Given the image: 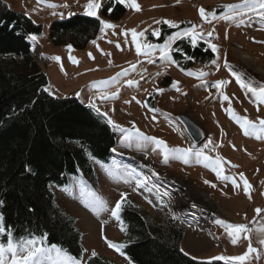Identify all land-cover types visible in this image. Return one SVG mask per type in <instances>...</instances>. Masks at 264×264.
<instances>
[{
  "label": "rangeland",
  "instance_id": "obj_1",
  "mask_svg": "<svg viewBox=\"0 0 264 264\" xmlns=\"http://www.w3.org/2000/svg\"><path fill=\"white\" fill-rule=\"evenodd\" d=\"M2 1L12 11L28 16L43 27L42 34L30 43L36 63L48 78V90L52 91L50 95L77 100L91 108L109 126V120L119 126H111L117 139L110 163L103 165L92 162L96 172L95 183L81 175L78 181L55 190L58 205L65 215L75 221L82 235V263L85 264L92 257L93 251L114 264L129 263L106 242L116 245L126 242L120 222L111 215L116 202L121 199V193H124L125 204L141 209L157 224L172 221L183 229L181 249L195 261L238 264L231 259L214 258L243 255L248 250L250 240L257 252L250 254L245 264H264V244L259 242L264 235L257 231L264 226V139L245 135L229 112L231 109L237 116L246 117L257 125L264 119V103H258L235 80V76L239 75L253 86L264 85V19L246 7L234 11L226 7L242 4L243 0H136L141 10L137 12L119 4L125 11L117 19L110 17L113 9L108 17L102 11L109 2H113L114 6L118 4L114 0H99L100 17L116 27L106 29L104 33L99 29L94 39L85 48L79 49L72 45H54L50 37L51 26L77 16L89 17L84 15L89 0H45L41 4H37V0ZM47 4L57 7L50 8ZM201 7L206 12L215 13V17L209 16L208 22H205L199 15ZM164 20L173 21L178 27L157 23ZM193 27L198 33H203L195 45L191 43V37L180 36L174 41L169 39ZM131 29L144 32L146 40L138 37L142 43L157 46L150 56L137 55ZM153 30H159L158 38L151 34ZM126 31L127 36L124 35ZM162 35H166L164 42L160 41ZM184 41L190 43L192 48L204 44L210 50L209 44H214L217 50H212L214 56L210 63H203L201 59L193 61L185 52L177 49V45ZM165 46L166 56L161 51ZM175 53L180 55L178 60ZM238 53L246 57L248 65L240 62ZM56 57H59V62L54 59ZM73 59L78 63H73ZM132 65H135L134 69ZM187 65L188 68L185 67ZM125 70L126 76H117ZM189 72L194 75H188ZM201 72L205 73L202 77ZM113 77H117L114 82ZM129 80L133 82L131 86L127 83ZM103 81L109 83L101 84ZM221 81L228 83L220 89L215 88L214 85ZM174 82L176 87H173ZM113 93L118 95L102 99L103 96L112 97ZM224 95L229 99L224 100ZM93 103L98 112L90 107ZM190 115L194 116L195 123L202 127L207 136L199 146L191 141L177 122L178 117ZM120 128L132 133V139L125 140L127 133L121 132ZM137 129L144 136L165 141L170 148L191 149L188 163H184L182 158H172L164 163L162 153L152 143L136 137ZM197 153H203L212 160L221 157L222 174L228 176L229 180L217 178L214 171L204 166L203 159H197ZM127 155L142 157L151 166L141 163V158L132 160ZM241 174L251 185L247 194ZM168 177L182 181L196 193L207 195L220 205L223 212L215 213L214 209L205 212L197 202L184 203L185 197L179 194L181 190L177 183L170 186L164 184L163 180ZM139 180L146 181V187L138 188ZM171 187H175L173 191ZM171 192L174 197L183 200L172 201V197L166 195ZM257 209L262 211L257 214ZM88 218L95 228L89 225ZM218 221L244 224L252 231L241 234L233 245L227 230ZM198 235L202 239L204 237L208 245L201 252H193L188 249V240L190 237L199 239ZM245 235L249 239H245ZM65 258L53 250L49 254V264H58Z\"/></svg>",
  "mask_w": 264,
  "mask_h": 264
},
{
  "label": "trees",
  "instance_id": "obj_2",
  "mask_svg": "<svg viewBox=\"0 0 264 264\" xmlns=\"http://www.w3.org/2000/svg\"><path fill=\"white\" fill-rule=\"evenodd\" d=\"M110 8L111 18L118 19L125 11L109 2L104 16H109ZM99 29L98 20L77 16L55 22L50 37L56 46L81 49ZM42 32V26L0 0V216L16 241L46 237L45 249L60 250L81 262L82 235L58 205L55 190L81 175L95 183L92 162L109 164L117 138L91 108L47 93L48 78L36 63L30 43L31 36ZM165 39L162 35L160 41ZM177 49L203 63H210L214 56L204 44L192 48L184 41ZM174 56L178 60L180 55ZM120 217L126 242L117 245L123 246L118 252L127 257L128 264H207L183 253L184 231L172 221L159 225L128 203ZM6 240V236L1 239ZM85 264L114 263L96 255Z\"/></svg>",
  "mask_w": 264,
  "mask_h": 264
},
{
  "label": "snow or ice",
  "instance_id": "obj_3",
  "mask_svg": "<svg viewBox=\"0 0 264 264\" xmlns=\"http://www.w3.org/2000/svg\"><path fill=\"white\" fill-rule=\"evenodd\" d=\"M45 0H37V4L44 3ZM115 3L121 4L125 7H130L134 9L135 11L139 12L140 6L138 3H136V0H114ZM179 2V0H177ZM48 7L50 8H55L57 5L55 4H47ZM63 7H67V5H63ZM229 11H234L236 9L240 8H249L251 11L256 12L261 19H264V0H243L242 4H233V5H227L226 6ZM101 8V3L99 0H89V2L85 5V11L84 15L89 16V17H94L96 20L99 21L100 24V32L104 33L106 29H114L116 26L113 25L110 22H107L103 20L100 15H99V10ZM199 15L200 17L205 21L208 22L209 16L215 17V13H209L206 12V10L201 7L199 10ZM109 12H111V8L109 9ZM55 14V13H54ZM63 15V14H61ZM72 15V14H70ZM224 19H231V17H223ZM164 23L167 24L169 27H178L177 24H175L173 21L170 20H164V21H157V23ZM145 32L147 29L144 30ZM131 36H132V41L135 44V50L138 56L144 55V56H150L151 53L155 50L157 47L156 45H153L151 43H142L138 37L144 38L145 40L147 39L144 35V32H137L135 29H131ZM155 37L160 36L159 30H153L151 33ZM125 36L128 35V32L126 31L124 33ZM209 36L212 35L211 32L208 33ZM180 36H186V37H191V43L195 45L197 43L198 37H202L203 33H198L197 29L193 27L190 31L185 32V33H177L176 36L170 37L169 39L174 41ZM30 39L32 41H36L37 37L35 35L31 36ZM95 43V41H93ZM119 47V45H117ZM209 47L213 50L216 51V45L214 44H209ZM69 50H71V46H69ZM161 51L165 54H167V46H165ZM59 62V57L54 58ZM70 59H72L70 57ZM73 63H78V61L73 59ZM111 63V61H109ZM133 69L135 68V65H132ZM188 75H194L193 73L189 72L187 73ZM120 75H127V70H125L122 73L117 74V76ZM205 73L201 72L200 76H204ZM117 79V77L112 78V82H114ZM236 83L240 85L242 89H245L247 92H250L255 98L258 103H264V85L261 86H253L251 83H246L243 78H241L239 75L235 76ZM101 84H107L109 81H103L100 82ZM129 86L132 85V81L129 80L127 82ZM228 82L226 81H221L217 82L214 87L217 89H220L223 84H226ZM93 87H96V85H93ZM173 87H176V83H173ZM159 91H163L160 89ZM223 95V93H221ZM117 93H113L112 97L108 96H103L102 99H109V98H114ZM224 100H228V96L224 95ZM135 99V98H133ZM90 107H92L94 110L97 112L99 109L96 108L95 104H90ZM231 118L235 120L240 127L244 130L245 135H255L257 139H264V119H261L259 121V125L255 124L253 121L248 120L246 117H239L235 114L234 111L229 109ZM108 123L113 127V128H119L118 125H116L113 121L109 120ZM135 127V126H133ZM251 129V131H249ZM121 132L127 133L125 135V140H131L132 139V133L128 132V130L120 128L119 129ZM136 137L138 139H142L145 141H148L154 145V148L156 150H159L163 157H164V163H167L169 159L172 158H182L184 163H188V157L192 154L191 149H173L168 147L165 141L157 139L155 137H147L144 136L143 133H140L139 130H136L135 133ZM197 159H203L205 161L204 166L209 167L212 171L216 173L217 178L221 180H229L228 176L223 175V168L221 167V157H217L215 160H212L208 156H204L203 153H197L196 154ZM155 174V173H154ZM241 180L244 182V192L247 194L249 193L251 189V185L248 183V181L244 178L243 174H241ZM205 183H209V181H205ZM233 184L235 185V181H233ZM138 188H144L146 187V181L144 180H139L137 181ZM215 187V185H212ZM126 202V194L121 193V199L118 200L115 204V208L111 211V215L113 218H115L118 222L121 224V231H126V229L123 226V222L120 217V213L122 211L123 205ZM0 205H2V202H0ZM262 210L257 209L256 212L259 214ZM218 223H221L225 229L227 230L228 236L231 239V242L233 245L237 243V240L240 238L241 234H247L252 231V229L248 228L247 225L244 224H226L223 221H218ZM259 233L264 235V226H261L260 228L257 229ZM0 236H6L7 240L6 241H0V264H34V262L42 255H44L46 252L50 251L48 249H45L43 247L44 241L46 240V237H42L40 239H30L27 241H16L13 238V234L11 232V229L6 228L3 224V217L0 216ZM245 239H249L247 235L244 236ZM106 240V238H105ZM108 246L110 248L115 249L116 251H120V248L123 246H117L116 244L111 243L110 241H107ZM261 244H264V239H261L259 241ZM57 255H60V250H56ZM257 249L253 248L251 245V242L249 240V246L248 250L246 253L243 255L237 256V257H231V258H226V257H215L214 259L216 260H228L231 259L233 261L238 262V264H245V262L248 260L249 255L252 253H256ZM123 255V253L121 252ZM185 255H188L185 253ZM96 253L95 251L92 252V257H95ZM127 259V257H125ZM58 264H82L80 261H76L72 257H67L64 260H61L58 262ZM131 264V262H130ZM207 264H210V262H207Z\"/></svg>",
  "mask_w": 264,
  "mask_h": 264
},
{
  "label": "bare ground",
  "instance_id": "obj_4",
  "mask_svg": "<svg viewBox=\"0 0 264 264\" xmlns=\"http://www.w3.org/2000/svg\"><path fill=\"white\" fill-rule=\"evenodd\" d=\"M238 54H240V53H238ZM242 55L240 54V62L241 63H245V64H247L248 65V62H247V60H246V57H241ZM244 64V65H245ZM190 120H192L193 122H197L196 120H195V118H194V116L193 115H190L189 117H188ZM184 129V128H183ZM184 131H185V133L187 134V132H186V130L184 129ZM188 135V134H187ZM189 137V136H188ZM128 157L127 158H129V159H132V160H138V158H141V163H143V164H147V165H149V166H151V163L150 162H147V160H145L144 158H142V157H136V158H134L133 156H129V155H127ZM163 182H164V184H166L167 186H170V185H173L172 183H177V187H179L180 188V190H181V192H179V194L181 195H184V197L186 198V200H185V198H184V200L183 199H178V198H176V197H174L173 195L174 194H172V192L171 193H169V194H166V195H169V197H172V201L174 200V202H180V201H184V203L186 202V203H189V204H192V203H194V202H197V203H199L200 204V206H202V207H200V208H204L203 210H205V212H209V211H211V209H214V211H215V213L216 212H223V210H222V208L220 207V205H218V204H216L215 202H213L211 199H210V197H208L207 195H205V194H201V193H196V192H194L192 189H190V188H188V186L187 185H185L182 181H178V180H175V179H172L171 177H168V178H166V179H164L163 180ZM176 187V186H175ZM175 187H171L172 188V191H173V189L175 188ZM179 189H177V191H178ZM176 193V192H175ZM170 194H172L171 196H170ZM174 197V198H173ZM171 201V202H172ZM188 204V205H189ZM173 205H175V204H173ZM207 209H206V208ZM172 209H174V206H172ZM202 212V211H201ZM88 220H89V225L90 226H92V227H94V224H93V222L91 221V219L90 218H88ZM95 228V227H94ZM99 228V227H98ZM100 229V228H99ZM98 229V230H99ZM188 245L190 246L189 248L193 251V252H201V251H203L204 249H206V247H207V245H206V243H205V241L204 240H202V239H193V238H189V240H188ZM46 256L45 255H42V256H40L35 262H34V264H49V263H51L50 261L51 260H49V258L48 259H46L45 258Z\"/></svg>",
  "mask_w": 264,
  "mask_h": 264
},
{
  "label": "water",
  "instance_id": "obj_5",
  "mask_svg": "<svg viewBox=\"0 0 264 264\" xmlns=\"http://www.w3.org/2000/svg\"><path fill=\"white\" fill-rule=\"evenodd\" d=\"M48 94H52L51 90L47 89ZM177 122L186 130L189 138L196 144L201 145L206 139V133L200 125L190 120L187 116H180Z\"/></svg>",
  "mask_w": 264,
  "mask_h": 264
},
{
  "label": "crops",
  "instance_id": "obj_6",
  "mask_svg": "<svg viewBox=\"0 0 264 264\" xmlns=\"http://www.w3.org/2000/svg\"><path fill=\"white\" fill-rule=\"evenodd\" d=\"M198 237H200L201 239H202V237L201 236H199L198 235ZM202 240H204L205 242H206V245H208V242L206 241V239H204V237H203V239ZM187 247H188V245H187ZM188 249H190L189 247H188ZM191 250V249H190Z\"/></svg>",
  "mask_w": 264,
  "mask_h": 264
}]
</instances>
